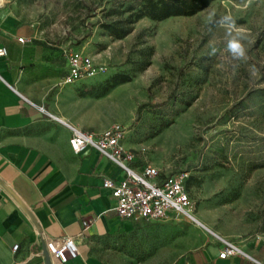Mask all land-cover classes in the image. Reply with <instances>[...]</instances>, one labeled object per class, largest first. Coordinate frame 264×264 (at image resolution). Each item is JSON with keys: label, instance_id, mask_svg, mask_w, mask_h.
<instances>
[{"label": "rangeland", "instance_id": "374dc122", "mask_svg": "<svg viewBox=\"0 0 264 264\" xmlns=\"http://www.w3.org/2000/svg\"><path fill=\"white\" fill-rule=\"evenodd\" d=\"M115 1L0 0L61 61L84 50L106 63L94 79L55 84L47 100L65 88L95 97L114 74L132 75L110 108L134 165L188 175L192 215L112 235L107 263L264 264V0H214L192 16L143 18L122 38L101 27L118 19L107 15ZM233 39L243 57L229 50ZM226 242L242 253L220 259Z\"/></svg>", "mask_w": 264, "mask_h": 264}, {"label": "crops", "instance_id": "0c3cea01", "mask_svg": "<svg viewBox=\"0 0 264 264\" xmlns=\"http://www.w3.org/2000/svg\"><path fill=\"white\" fill-rule=\"evenodd\" d=\"M12 17L0 9V47L8 51L0 57V264H46L43 245L63 236L80 251L66 264H109L104 245L135 222L113 210L102 180L123 173L96 149L76 154L69 139L73 128L99 134L114 124L110 101L129 82L102 97L65 88L47 100L66 59Z\"/></svg>", "mask_w": 264, "mask_h": 264}, {"label": "built area", "instance_id": "2783aa9c", "mask_svg": "<svg viewBox=\"0 0 264 264\" xmlns=\"http://www.w3.org/2000/svg\"><path fill=\"white\" fill-rule=\"evenodd\" d=\"M24 42L23 38L18 39ZM7 48L0 47V57L6 56ZM67 69L59 85L67 86L94 79L107 71L105 64L96 63L84 50L72 51L66 56ZM125 127L114 123L99 134L73 128L69 139L71 149L81 153L88 147L96 149L122 171V177L104 176L102 187L113 199V210L132 222L178 219L191 216L194 201L187 188V173H162L151 165L135 166V155L124 146ZM90 221H83V230ZM18 244L14 246L17 250ZM46 249L52 261L60 264L80 255L78 245L72 236L51 238L46 241ZM238 246L226 242L220 248L218 257L230 259L240 254Z\"/></svg>", "mask_w": 264, "mask_h": 264}, {"label": "trees", "instance_id": "16d2710c", "mask_svg": "<svg viewBox=\"0 0 264 264\" xmlns=\"http://www.w3.org/2000/svg\"><path fill=\"white\" fill-rule=\"evenodd\" d=\"M214 0H116L115 4L107 10V15L117 16L110 22L101 23V27L115 38H122L133 29V24L140 19L148 18L152 21H164L171 17L192 16L209 6ZM106 10V9H103ZM132 75L116 73L111 81L103 88L102 93L95 97H102L116 87L131 82ZM189 179L186 180L187 188ZM189 190V188H188ZM190 192V191H189Z\"/></svg>", "mask_w": 264, "mask_h": 264}, {"label": "clouds", "instance_id": "9594fccd", "mask_svg": "<svg viewBox=\"0 0 264 264\" xmlns=\"http://www.w3.org/2000/svg\"><path fill=\"white\" fill-rule=\"evenodd\" d=\"M229 50L238 57H243L246 53V49L241 42V39H233L229 42Z\"/></svg>", "mask_w": 264, "mask_h": 264}, {"label": "water", "instance_id": "95a60500", "mask_svg": "<svg viewBox=\"0 0 264 264\" xmlns=\"http://www.w3.org/2000/svg\"><path fill=\"white\" fill-rule=\"evenodd\" d=\"M42 253H43V256L45 257L46 264H53L52 258L46 249V245H43V252Z\"/></svg>", "mask_w": 264, "mask_h": 264}, {"label": "bare ground", "instance_id": "6f19581e", "mask_svg": "<svg viewBox=\"0 0 264 264\" xmlns=\"http://www.w3.org/2000/svg\"><path fill=\"white\" fill-rule=\"evenodd\" d=\"M193 220L195 221V218H193ZM198 222V220H196ZM239 250L241 251L242 253V250L239 248ZM54 264H60V262L58 261V259L56 257H54Z\"/></svg>", "mask_w": 264, "mask_h": 264}]
</instances>
